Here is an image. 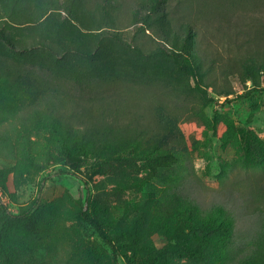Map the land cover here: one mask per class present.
<instances>
[{
    "label": "rangeland",
    "instance_id": "rangeland-1",
    "mask_svg": "<svg viewBox=\"0 0 264 264\" xmlns=\"http://www.w3.org/2000/svg\"><path fill=\"white\" fill-rule=\"evenodd\" d=\"M40 1L50 8L47 14L54 13L63 20L69 17L67 0ZM124 1L127 7L134 8L133 0ZM215 4L218 13L214 19L203 8L199 25L204 33L199 47L200 53L202 50L208 59L216 60V69L210 75L215 86L235 90L230 101L211 88L208 94L215 101L207 105L200 97H177L169 86L180 87V74L171 59L164 57L148 64L124 53L120 56L125 61L120 58L113 66L122 74V80L107 87L108 93L103 96L106 102L98 100V91L80 92L73 87L72 94L77 99L75 112L82 115L80 119L87 118L91 109L97 112L100 108L99 114L102 110L108 122L138 128L150 121L143 116V93L161 96L170 110L181 115L178 123L193 158L194 172L185 181L182 193L203 211L216 205L231 211L236 217L231 247L234 253L245 255L261 232L264 220V81L262 89L245 95L252 83L249 81L244 89L238 72L241 63L264 56V0H219ZM171 6L175 8V0ZM189 12L192 19L199 13L196 5ZM95 13L101 19V12ZM129 17L131 12L119 17V34L126 43L135 30L133 26L125 28ZM12 23L0 9V26L7 25L11 33L19 32L9 26ZM12 37L21 40L23 36ZM24 45L15 46L0 38V242L8 250L27 253L28 262L21 264H128L124 249L119 248L123 255L119 254L116 263L111 249L100 237L79 225L76 212L84 208L105 217L117 232H110L112 238L120 244L118 234L124 233L136 214L140 213V218L147 215L143 212L148 202L145 191H152L153 187H145L143 181H152L149 165L137 155L103 161L96 168L72 166L64 161L58 135L39 114L29 119L34 106L28 104L29 100L22 102L20 97L13 96L7 82L13 80L14 67L29 62L25 61L30 57L28 51L19 49ZM88 63L93 67L92 62ZM122 88L137 91L135 101L119 94ZM92 96L97 98L92 100ZM71 111L69 108L67 113ZM136 117L139 118L133 119ZM22 119L28 121L24 123ZM74 120L77 123V118ZM41 185L38 207L29 216H21ZM131 203L132 209L127 211ZM145 229L149 234L150 228ZM149 237L154 240L153 246L145 245L137 253L125 251L136 264L154 259L157 252L169 264H214L218 259L217 256L215 260V252L205 260L180 256L171 252L174 241L166 243L158 235ZM189 239L192 245L197 244L193 236L189 235Z\"/></svg>",
    "mask_w": 264,
    "mask_h": 264
},
{
    "label": "trees",
    "instance_id": "trees-1",
    "mask_svg": "<svg viewBox=\"0 0 264 264\" xmlns=\"http://www.w3.org/2000/svg\"><path fill=\"white\" fill-rule=\"evenodd\" d=\"M133 1L134 8L127 7L124 0H67L69 17L63 20L54 13L47 14L50 8L40 0H0L1 11L13 21L9 26L19 30L11 33L7 25L0 26V38L15 46L27 44L25 41L29 38L33 40L27 44L29 46L19 48L28 51L30 57L25 60L29 62L14 67L13 80H7L12 95L20 97L22 102L29 100L28 104L34 106L31 109L34 114L29 119H34L37 113L55 131L61 143L63 160L68 164L96 168L110 159L137 155L149 165L152 181H143L145 187H153L152 191H145L148 202L143 212L147 215L140 218V213L136 214L134 221L126 225L124 233L118 234L120 244L117 245L112 238L110 232H117L105 217L84 208L76 212L79 225L100 237L111 249L116 263L119 254L123 255L119 248H123L127 263L136 264L133 256H128L125 251L137 253L146 248L145 245L153 246L154 240L149 236L158 235L166 243L174 241L171 252L180 256L205 260L208 254L215 252V260L217 256L218 259L214 264H264V220L251 250L238 255L231 247L235 215L222 205L203 211L182 193L185 181L194 172L193 158L178 123L181 115L170 110L161 96L143 93L141 101L146 102L142 106L143 116L150 118L143 128L108 122L102 110L99 114L100 108L97 112L91 109L87 118L82 119V115L75 112L77 99L72 94L73 87L80 92L86 89L98 91V100L106 102L103 96L108 93L107 87L122 80V74L113 66L120 58L125 61L124 56H120L123 53L148 64L164 57L171 59L180 74V87L169 86L177 97H200L207 105L215 101L208 94L209 88L226 97L225 101H230V95L235 93L230 87L215 86L210 75L214 74L216 60L208 59L202 50L200 53V36L204 31L199 20L205 11L203 8L214 19L218 13V4L215 3L219 0H175L178 11L171 6L174 0ZM194 5L199 13L192 19L193 11H189ZM97 10L101 12V19H97ZM124 12H131L125 28L135 27L127 43L119 34V17ZM12 36L23 37L16 40ZM246 61L241 63L238 74L244 89L249 81L252 83V88L245 91V95H249L262 89L264 56L261 60ZM88 62H92L93 67ZM119 94L129 101H135L134 95H138L137 91L124 88ZM96 98L92 96V100ZM69 108L71 113H67ZM42 187L36 198L21 211V216H29L38 207ZM1 206L7 210L6 206ZM132 206L131 203L126 210H131ZM145 228H150L149 234ZM189 235L197 239L196 245H192ZM176 243L179 244L177 247ZM26 254L20 249L8 250L0 242V264L28 262ZM158 261L169 264L163 260L161 252L144 264H157Z\"/></svg>",
    "mask_w": 264,
    "mask_h": 264
}]
</instances>
